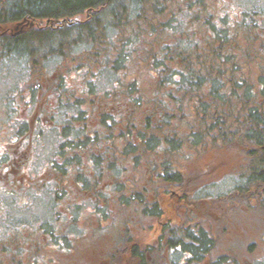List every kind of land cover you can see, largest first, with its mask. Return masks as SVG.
I'll use <instances>...</instances> for the list:
<instances>
[{
	"label": "trees",
	"instance_id": "trees-1",
	"mask_svg": "<svg viewBox=\"0 0 264 264\" xmlns=\"http://www.w3.org/2000/svg\"><path fill=\"white\" fill-rule=\"evenodd\" d=\"M174 3L0 0V59L19 57L26 68L35 72L41 66H35L37 58L47 60L51 52L63 54L67 48L70 54L78 51L82 55L66 70V75L75 71L79 78L66 76L65 80L63 74L64 79L61 76L48 84H52L49 98L53 105L63 108L68 104L63 112L65 122L57 128L60 142L56 153L48 158L52 186L55 190L58 185L60 190L61 178H71L81 190L92 194L90 198H98L100 204L92 203L93 213L100 214V219L113 213L106 200L113 194L114 215L118 217L114 216L113 221L116 228H124L120 235L119 230L116 232V241L129 254L126 244L132 240L130 254L132 251L140 259H145V246H138L139 240L126 236L124 217L128 207L136 215L160 214L157 203L149 204L150 198L158 199L160 181L168 188L175 183L182 186V173L172 169L176 160H171L169 151L185 158L195 154L197 159L212 155L217 148L227 153L235 151L242 164L232 174V191L236 190L239 197L232 204L264 213V23L252 28L224 22L214 28L212 21H200L208 15L200 8L190 15L196 24L191 29L183 19L179 25L176 15L182 9ZM188 3L186 7L190 8ZM235 26L237 29H233ZM36 76L44 77L42 73ZM42 82L36 89L45 94ZM71 85L79 89L80 96L68 87ZM68 90L77 100H65ZM93 97L108 99L104 105L115 109L112 113L110 109L101 111L97 125H91V111L83 107ZM102 130L107 134L103 135ZM209 140L210 148L206 147ZM91 149L98 150L99 157L86 154ZM143 160L145 170L153 176L148 179L144 174L145 183L129 188L128 177L122 179L126 164L136 166ZM115 161V176L110 178L108 172ZM77 167L81 175L76 174ZM92 167L98 170H88ZM96 179L104 180L99 190L95 189ZM152 183L157 191L149 190ZM80 206L74 203L67 207L73 215L71 209ZM200 224L198 221L196 234L191 236L200 239L199 247L203 248L209 239ZM166 228L171 233L166 238L168 245H173L176 230L189 234L186 227L172 223ZM210 238L214 249L215 236L210 234ZM200 252L198 248L197 255ZM230 254H219L210 264L241 263L237 249L231 248ZM202 258L197 257L198 261Z\"/></svg>",
	"mask_w": 264,
	"mask_h": 264
},
{
	"label": "rangeland",
	"instance_id": "rangeland-1",
	"mask_svg": "<svg viewBox=\"0 0 264 264\" xmlns=\"http://www.w3.org/2000/svg\"><path fill=\"white\" fill-rule=\"evenodd\" d=\"M177 3L182 9L176 15L179 25L183 19L187 22L186 27L192 29L196 24L194 21H191L190 15L192 12L201 8V6H198L200 2H189L190 8L186 7V2ZM203 4L204 6L205 4L209 5V2H202ZM237 5H241L240 15L243 16L244 25L253 28L258 23H264V2H227L228 9L234 8ZM202 9L209 14L211 13L209 7ZM212 22V26L216 28L217 23H215V20ZM36 43L38 42L36 41ZM67 50V48L63 49V54L49 53L47 60L45 59L46 61L37 58V64L35 66L39 63L41 66L36 68L35 72L34 69L30 70L26 68L25 63L19 57L9 56L8 58L0 59V145L14 142L13 139L16 132H18L17 128H19V132L21 133L26 130L27 132H31L33 136L32 146L35 145L36 152L39 155L36 167L41 168V170L46 165L45 163L48 157L56 153L57 144L60 142L57 128L65 122L63 112L68 109V104H65L63 108L59 105H53L52 98H49L51 92L49 89L52 84L49 86L48 84L50 81H57L61 76L64 79V75L65 80L66 76L71 80L79 78L75 74V71L68 72L66 75V70L78 61L82 55L78 51H73L74 54H70ZM70 58L75 59L74 62H71ZM41 60L43 62H40ZM40 73L44 77L40 78L36 76ZM42 79L44 82H42ZM41 82L43 83L42 88L46 90L45 94H41V91L33 92V97L34 102L35 100L36 102H42L43 106L45 104H51L47 109L44 107L48 118L46 120L48 127L40 130L39 124L33 119L29 123L26 122L18 125L15 129L13 126H15L16 119H25L28 117L26 112L28 108L25 106L22 98H19L21 97L19 91L25 89L24 91L28 92L27 86L29 87L30 84L37 86ZM19 83H22V87L19 86ZM68 87H71L73 92L77 93L79 91L78 88L72 85ZM36 95L37 99L35 97ZM77 95L80 96L78 93ZM24 99L27 100L26 98ZM68 99L72 101L77 100L69 90L65 96V100L68 101ZM90 99L91 97L88 100ZM101 100L98 97H93L89 104H83V107L89 108L91 111L90 117H92V120L91 122L88 120V124L90 122L92 125L95 122V125H97L100 112L103 110L107 111L110 109L111 113L115 111L113 107L104 105L108 99L101 97ZM16 114H19V116L17 117ZM48 120L50 123H47ZM123 123L124 121L122 120ZM117 126H113L111 130L114 131ZM102 134H107V131L102 130ZM160 134L163 135V132L161 131ZM206 147H212L211 140H209ZM215 147L221 146L217 145ZM91 150L87 151L86 154L91 155V157H99L98 150ZM169 152V155H172L171 160H176V164H173L172 169L176 171L178 169L182 173L183 184L178 189L179 192L187 194L189 199L194 200L193 204H196L194 208L198 209L197 211L194 209L196 213L193 212L192 216L197 218L202 226L215 236L216 248L210 251L208 257L210 259L205 263L201 260L198 264H210L219 254L228 253L232 255L230 254L231 248L237 249V260L241 261L240 264H264V213L262 212L261 215V211L254 207L252 209H243L239 204H232L236 200H239L236 190L232 191L234 189V177H232V174L236 173L242 164L238 155L236 156L234 154L235 151L227 153L217 148L216 151H212V155H206L200 159L195 158V154L192 155V158H185L180 153L175 154L174 152ZM145 157L144 155L142 156L144 159ZM115 158H117L116 155ZM117 164V161H115L113 166L110 167L111 172L105 171L109 173L110 178L113 177ZM145 165L146 162L143 160L141 162L139 161L136 166L126 164V172L123 174L122 169V179L125 180L128 177L127 181H130L129 188L134 189L138 183H145V179L143 180L144 174L148 179L153 176L149 173V170H145ZM93 169L98 170V168L94 167L88 170L91 171ZM79 171L80 169L77 167L76 174L81 175ZM132 179L133 182H131ZM96 180L97 186L95 189L99 190L104 186V180ZM155 181L158 182V180ZM64 182L63 188L65 191L78 190L66 178H64ZM39 183L40 181L35 182L34 186ZM157 184L159 185V191L166 185L161 181ZM59 186L62 187V184L60 183ZM13 188L16 189V187ZM172 189L175 188L173 187ZM149 190L157 191V185L152 183L149 185ZM9 194L11 195L12 193ZM10 195L4 194L3 197L0 196V229L2 230L0 232V264H141L142 262H145V264H167L169 261L178 264L177 262L185 261L181 253L176 250L170 251V248L167 246L168 243L164 241L169 236V229L159 226V218L155 217L154 214L148 216L144 214L136 215L129 207L128 214L126 211L124 217L126 236L131 237L133 241L139 240L137 242L138 246H150L148 256L154 253V255L159 254V258L157 261H153L151 256L150 259H140L135 256L131 258L127 252H123L121 249L123 247L116 241L117 238L115 237L116 232L119 230L118 234L120 235V231L124 228H122V225L120 229L116 228V224L113 221V217L116 216L114 214H117L112 205L114 201L112 198L114 196L113 194L106 199L108 204L111 203L113 213L102 219H100L101 216L99 213V216H95L97 213H93L94 205L92 202H95L96 206L100 202L97 197L90 198L92 195L90 193H81L80 195L74 196L69 195L68 197L70 198L68 199L56 200L53 198L52 201L48 198L32 199L33 204L30 206H22L20 204L21 200L20 203L17 202L18 197L21 198L19 194H16V196L12 195L15 198ZM149 200L150 206L156 203V201H152L156 199L150 198ZM74 203L81 204V206L78 209H71L73 210V215L66 213L64 219L61 221L62 214L66 211L65 207ZM107 209L105 212H109ZM181 218L185 221L179 225L180 227H185L187 223L195 221L194 219H190L187 213ZM18 222L22 225H27V229L31 234L35 233L36 235H44L46 237L47 233H51L52 236H47L46 243L36 247L33 246L32 254L28 251V248H31L28 245L23 246L22 250H18L14 243H12L13 241L10 243L1 240L8 237V232L10 231L6 228L16 227ZM20 238L21 236L16 234V240H20ZM121 242L123 244V239H121ZM131 242L132 240H128L126 244L127 248L132 244ZM123 246L125 247V245ZM15 252H18V254L15 255Z\"/></svg>",
	"mask_w": 264,
	"mask_h": 264
},
{
	"label": "flooded vegetation",
	"instance_id": "flooded-vegetation-1",
	"mask_svg": "<svg viewBox=\"0 0 264 264\" xmlns=\"http://www.w3.org/2000/svg\"><path fill=\"white\" fill-rule=\"evenodd\" d=\"M162 2H200L201 9L204 7H209L211 10V13L208 15H203V18L200 21H214L215 23H224L227 22L229 24H240V26L244 25V19L243 16L240 15V6L237 5L234 8L228 9L227 2H264V0H162ZM202 2H209L208 4L202 5ZM226 3V4H225ZM204 11V9H202ZM209 19V20H208ZM228 29V27L226 28ZM233 29H237L236 26L233 27ZM209 34H211V31H209ZM242 40L243 37H240ZM23 83V82H22ZM22 83H19V86L22 87ZM38 86V85H37ZM34 84L27 86V91H19V94L22 98V101L25 102V106L28 108L27 114L28 117L25 119L18 118L15 120V123L13 127H16L18 125H21L23 123H29V121H32L35 119L37 123L39 124L40 130H44V127H48L46 125V120L48 119L46 116V109L49 107L47 105L43 106L42 102H34L33 92H38V89ZM31 87V88H30ZM40 91V90H39ZM37 99V95L35 96ZM26 98L27 100H25ZM28 101V102H27ZM19 113V111H18ZM18 117L19 114H16ZM28 118V119H27ZM47 123H50L48 120ZM21 128V126H19ZM16 135L13 139L14 142H8L3 143L0 145V196L3 197L4 194L10 195L9 193H12L10 196L16 194H19L21 198L18 197V201L21 205H32V199L37 198H45V199H56L60 197L61 198H67L69 195H80L81 193H87L85 190H81V187L77 185L76 183L72 182V179L65 177L68 181L72 182L74 184V187L78 190H70L65 191L63 188L64 178H61L59 183L62 184L61 189L59 190L58 185L56 186L55 190L52 186L53 180L51 175V165L47 162L44 168L41 170V168L36 167V163L38 162V153L36 152L35 145L32 146V135L31 132H19V128H17ZM31 135V136H30ZM49 158V157H48ZM41 170V171H40ZM44 180V181H43ZM40 181V183L36 186H34V183ZM178 183H175L171 187H163L161 191L159 192L158 199L156 200V203L159 205V209L161 210L160 214L155 215V217L159 218L160 220L158 222L159 226L161 228L168 227L169 223H172L173 225H179L185 221L182 220V216L187 213L188 217H192L194 219V222L187 223L185 227L189 231V234L182 235L178 230L174 232V242L173 245H167L170 248V251L176 250L177 252L181 253L183 256V259L185 261L177 262L178 264L181 263H190L192 264L196 261H198L197 257L203 256L202 262L205 263L208 261L209 253L212 250L211 248V238H210V232L200 224L199 227L204 228L208 234L207 238L209 241L205 243V246L203 248H200L199 246H202V242L200 239H195L191 236V234H196V224L198 222V219L193 217L192 214L197 211L198 209H195L194 206L196 204H193L192 199L188 198L187 194L179 192V188H181L179 183L177 186H175ZM16 187L14 189L13 187ZM68 187V186H67ZM175 189H172V188ZM177 188V189H176ZM71 189V187H70ZM168 192V193H166ZM27 194V196H26ZM12 196L13 198H15ZM25 198V199H23ZM24 208V207H23ZM62 208V207H60ZM63 209V208H62ZM68 207L66 208L65 214L69 213ZM195 209V210H194ZM161 217V218H160ZM188 218V219H189ZM162 219V221H161ZM187 219V220H188ZM200 220V219H199ZM158 226V227H159ZM27 225H22L18 222L17 226L14 228H6L10 232H8V237L1 239L5 242H12L14 245L18 248V250H22L23 246H39L43 243L47 242V236H52L51 233H47V236L44 235H36L35 233L31 234L29 233L27 229ZM160 228V229H161ZM2 230L0 229V232ZM16 234H19L21 236L20 240H16ZM193 235V236H194ZM11 236V237H10ZM171 236V233L168 237ZM187 237V238H186ZM62 240V239H61ZM166 241V239H164ZM132 243V242H131ZM128 246L129 250V256L132 258L134 255L131 251L130 254V247ZM20 247V248H19ZM198 248L200 249V254L198 253ZM143 249V248H142ZM150 249V246H146L143 249L145 252V258L150 259V256L152 260L154 257H156V261L159 258V254H150L148 256V251ZM28 251L32 254L31 250L28 248ZM25 252V251H24ZM204 252V253H203ZM18 252H15V255H17ZM22 256V255H21ZM33 256V255H32ZM179 256V255H178ZM226 256V255H225ZM33 257H31L32 259ZM34 260V259H32ZM199 260L198 262L200 263ZM103 262V261H102ZM173 262V261H172ZM105 263V262H103Z\"/></svg>",
	"mask_w": 264,
	"mask_h": 264
}]
</instances>
